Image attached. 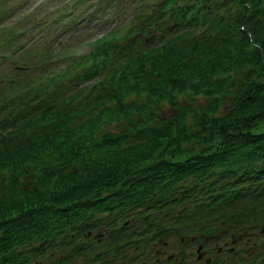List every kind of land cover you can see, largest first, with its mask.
<instances>
[{
  "label": "trees",
  "instance_id": "obj_1",
  "mask_svg": "<svg viewBox=\"0 0 264 264\" xmlns=\"http://www.w3.org/2000/svg\"><path fill=\"white\" fill-rule=\"evenodd\" d=\"M135 10L81 53L0 26V264H156L189 246L172 259L261 255L264 0ZM189 90L204 104L148 122L152 99Z\"/></svg>",
  "mask_w": 264,
  "mask_h": 264
},
{
  "label": "rangeland",
  "instance_id": "obj_2",
  "mask_svg": "<svg viewBox=\"0 0 264 264\" xmlns=\"http://www.w3.org/2000/svg\"><path fill=\"white\" fill-rule=\"evenodd\" d=\"M131 1H135L139 5L153 0H78L77 3L75 0H0V26L8 24L15 26V32H18L15 35L16 41L24 37L28 38L27 44L31 41L39 47L47 45L51 48L50 46H53V53L61 49V46H67L74 52L81 53L88 49V42L92 38L103 34L106 30L114 29L120 24H125L131 19L136 11L131 13ZM70 7L72 9L68 10ZM62 60L63 58H54L51 63L56 64ZM183 94L177 98L175 105H170L167 101H162L159 104L158 101L152 99L147 105L146 112L149 116V113L154 111V115L148 122H160L174 109L176 110L178 104L180 107L194 108L204 104V95L196 96L190 90ZM135 96V93L130 97L127 96L124 102L134 99ZM145 96H147V92L143 90L136 97V104L141 105ZM115 101H103L98 106L107 104L116 106L118 104ZM95 112L94 109L92 113ZM123 112L121 110L120 115L124 118ZM138 115L137 112L134 113V117ZM186 122H191L190 115H187ZM103 127L111 130L119 129L113 122L101 125L99 129ZM171 240L173 239L168 241ZM148 247L153 249L160 245L150 243ZM163 247L169 248L168 242ZM190 249L191 246L186 252H190ZM151 257L153 259H149L150 262L154 260V255Z\"/></svg>",
  "mask_w": 264,
  "mask_h": 264
},
{
  "label": "flooded vegetation",
  "instance_id": "obj_3",
  "mask_svg": "<svg viewBox=\"0 0 264 264\" xmlns=\"http://www.w3.org/2000/svg\"><path fill=\"white\" fill-rule=\"evenodd\" d=\"M230 245H225L224 247L225 248H228L230 247ZM221 249V247H219V250ZM231 250H233V248H230ZM165 250L166 249H161L159 250V257H160V260L166 258V262H159V263H156V264H179L178 263V260L177 261H174V259L176 257H178L177 255L179 254V251H187L186 249H181V250H177V251H172L170 253H165ZM261 255L256 259V261L252 262V261H245V264H264V246H262V249H261ZM199 255H201L202 257V260L203 262L201 263H198V264H230L229 262H227L228 260L231 259L232 256L228 255L226 251L223 252V254L221 255L220 254V258L218 257V260L219 262H215L214 259H212L211 257L208 256V254H206L204 252V249H202L201 251H199ZM174 257V259H172ZM215 258V257H214ZM179 259V258H178ZM220 260H223L222 262H220Z\"/></svg>",
  "mask_w": 264,
  "mask_h": 264
}]
</instances>
